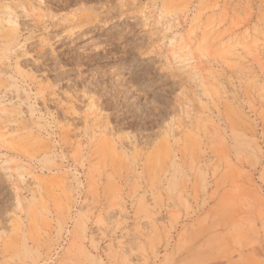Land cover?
Wrapping results in <instances>:
<instances>
[{"label":"rangeland","instance_id":"374dc122","mask_svg":"<svg viewBox=\"0 0 264 264\" xmlns=\"http://www.w3.org/2000/svg\"><path fill=\"white\" fill-rule=\"evenodd\" d=\"M0 264H264V0H0Z\"/></svg>","mask_w":264,"mask_h":264}]
</instances>
